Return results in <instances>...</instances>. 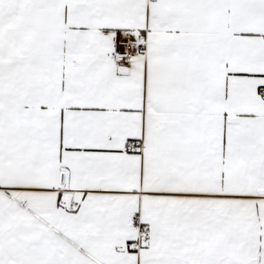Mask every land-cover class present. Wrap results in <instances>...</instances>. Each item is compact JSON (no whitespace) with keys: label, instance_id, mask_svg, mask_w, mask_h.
Returning a JSON list of instances; mask_svg holds the SVG:
<instances>
[{"label":"snow or ice","instance_id":"obj_1","mask_svg":"<svg viewBox=\"0 0 264 264\" xmlns=\"http://www.w3.org/2000/svg\"><path fill=\"white\" fill-rule=\"evenodd\" d=\"M0 264H264V0H0Z\"/></svg>","mask_w":264,"mask_h":264}]
</instances>
